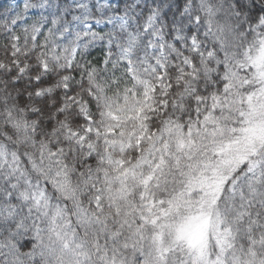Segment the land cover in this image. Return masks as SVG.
<instances>
[{
  "label": "snow or ice",
  "instance_id": "1",
  "mask_svg": "<svg viewBox=\"0 0 264 264\" xmlns=\"http://www.w3.org/2000/svg\"><path fill=\"white\" fill-rule=\"evenodd\" d=\"M0 264H264V0H0Z\"/></svg>",
  "mask_w": 264,
  "mask_h": 264
}]
</instances>
